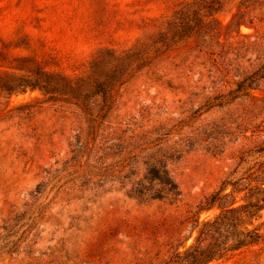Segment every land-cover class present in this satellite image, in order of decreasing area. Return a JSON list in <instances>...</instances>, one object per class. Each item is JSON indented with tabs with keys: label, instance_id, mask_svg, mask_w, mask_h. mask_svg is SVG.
Here are the masks:
<instances>
[{
	"label": "rangeland",
	"instance_id": "1",
	"mask_svg": "<svg viewBox=\"0 0 264 264\" xmlns=\"http://www.w3.org/2000/svg\"><path fill=\"white\" fill-rule=\"evenodd\" d=\"M192 1L0 0V76L27 74L21 57L74 76L104 48L141 42L148 56L116 85L104 120L39 89L0 90V264H165L195 213L221 211L199 208L263 137L252 126L264 124V102L214 97L264 60V0L228 1L219 43L160 42ZM254 94L264 99V79ZM156 159L181 189L175 203L134 194ZM260 222L264 233V210ZM208 264H264V241Z\"/></svg>",
	"mask_w": 264,
	"mask_h": 264
},
{
	"label": "trees",
	"instance_id": "2",
	"mask_svg": "<svg viewBox=\"0 0 264 264\" xmlns=\"http://www.w3.org/2000/svg\"><path fill=\"white\" fill-rule=\"evenodd\" d=\"M228 1L194 0L183 6L169 23L170 29L160 35L159 41L170 43L198 36L202 43H219L220 23L215 16L224 10ZM248 1L241 0L242 5ZM243 23L245 20L240 14L236 15L231 25L239 31ZM147 58L141 42L122 52L104 48L91 60L86 74L72 76L46 69L35 60L21 57L18 58L17 68L27 74H2L0 90L10 95L39 89L49 100L76 104L95 122L104 120L113 108L116 85L122 84L134 69L146 64ZM261 58H257L261 61L252 72L235 82L234 89L214 97L216 105L230 104L242 97L256 103L264 102L263 98L254 94L259 81L264 79V60ZM27 60L29 63L26 65L23 62ZM252 128V135L262 134L263 137L240 152L236 166L221 187L199 208L201 211L218 204L221 211L207 220H200L199 211L195 213L187 237L189 239L195 233L193 242L183 251L179 247L185 244L187 238L179 242L165 264H208L264 241L263 223L260 222L264 210V124L253 125ZM249 129L245 126L242 132L245 134ZM134 194L141 200L175 203L180 200L182 192L167 164L162 159H156L147 169L144 179L137 182Z\"/></svg>",
	"mask_w": 264,
	"mask_h": 264
}]
</instances>
